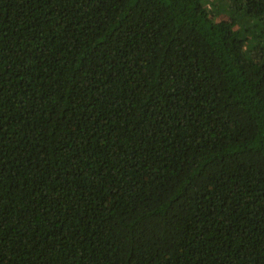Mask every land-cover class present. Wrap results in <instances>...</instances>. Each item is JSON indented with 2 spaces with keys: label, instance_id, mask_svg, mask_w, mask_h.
Instances as JSON below:
<instances>
[{
  "label": "trees",
  "instance_id": "1",
  "mask_svg": "<svg viewBox=\"0 0 264 264\" xmlns=\"http://www.w3.org/2000/svg\"><path fill=\"white\" fill-rule=\"evenodd\" d=\"M0 264H264V0H0Z\"/></svg>",
  "mask_w": 264,
  "mask_h": 264
},
{
  "label": "rangeland",
  "instance_id": "2",
  "mask_svg": "<svg viewBox=\"0 0 264 264\" xmlns=\"http://www.w3.org/2000/svg\"><path fill=\"white\" fill-rule=\"evenodd\" d=\"M230 17H231L230 15L222 13L220 16L217 17V20L229 19Z\"/></svg>",
  "mask_w": 264,
  "mask_h": 264
}]
</instances>
